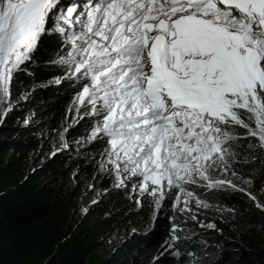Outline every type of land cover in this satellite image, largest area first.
Returning a JSON list of instances; mask_svg holds the SVG:
<instances>
[{"label":"snow or ice","instance_id":"obj_1","mask_svg":"<svg viewBox=\"0 0 264 264\" xmlns=\"http://www.w3.org/2000/svg\"><path fill=\"white\" fill-rule=\"evenodd\" d=\"M50 32L71 47L55 63L86 81L77 102L117 187L137 178L155 211L180 194L187 207L185 184L246 191L224 174L237 127L264 148V0H0V100Z\"/></svg>","mask_w":264,"mask_h":264},{"label":"trees","instance_id":"obj_2","mask_svg":"<svg viewBox=\"0 0 264 264\" xmlns=\"http://www.w3.org/2000/svg\"><path fill=\"white\" fill-rule=\"evenodd\" d=\"M70 50L49 33L32 61L14 73L11 100L24 78L39 126L26 124L14 109L0 129V264H233L228 258L216 260L215 252L221 244L242 249L238 242L246 244L245 236L224 224L223 235L200 226L167 196L155 211L151 196L115 188L102 174L108 145L103 137L88 139L97 118L77 102L86 81L67 78L66 66L55 63ZM237 134V159L229 163L241 179H250L245 130L238 127ZM59 136L75 151H60L49 142ZM72 179L83 183L84 194H75ZM202 184L184 187L199 201L230 212L239 225L259 224L237 191ZM92 186L101 189V201L83 205ZM174 225L179 239L164 251Z\"/></svg>","mask_w":264,"mask_h":264},{"label":"rangeland","instance_id":"obj_3","mask_svg":"<svg viewBox=\"0 0 264 264\" xmlns=\"http://www.w3.org/2000/svg\"><path fill=\"white\" fill-rule=\"evenodd\" d=\"M79 28L80 25H76L74 30L78 31ZM59 38L63 43L67 44L66 40L63 37L59 36ZM67 46L71 48L70 45L67 44ZM26 72L29 73L28 70L24 71V73ZM30 88L31 87L28 86V83L25 82V79L23 78V80L18 83V87L16 88V93L14 95V100L10 99L11 100L10 108L11 111H13L14 109L17 110L18 116H23L25 118L26 124H33V126L37 127L39 126V120L37 119V116L33 112H31V107H29V103H28L31 100L29 98V93H28L30 91L29 90ZM83 106H86V110H88L89 105L87 99L85 100ZM243 111L244 110H241L242 113ZM237 130L238 127L236 129V135L240 136L237 134ZM49 142H53L56 149L60 151H70V152L75 151V146L70 144L67 140H65L61 136L57 138L50 137ZM248 142L250 144H248ZM249 145H252V147H249ZM237 148L238 145L237 142H235L231 148V151L235 153L234 159H237V151H236ZM245 148L247 149V155L244 156V159L247 163H249L253 167V169L251 170V175H252L251 178L245 180L241 179L240 174L237 173L233 168H231L230 172L225 173L224 175H226L228 179L233 180V182L236 185H238L240 188H244L246 190L243 192L238 190H234V191H237L239 194H241L244 197L245 204L249 207V212H251L257 217L259 224L256 227H248L237 224L234 221V219L231 217L230 212L222 208L210 206L208 204L207 207H204L203 204L197 202V200L200 199L196 197V195L192 191H187V192H192L195 198L188 202L187 207H185L184 204L185 196L183 194H180L181 202L179 204V207L176 206V209L190 212L196 218L200 226L202 227L204 226L216 230L221 235L223 234L220 231V225L224 224V225H228V227L233 231H235L237 234L243 235L247 238L246 244L243 242L241 243L238 242L239 245H242V249H238V248L227 249L226 247H224L223 244L219 245L218 253L215 252L217 255L215 256L216 260L228 258L232 261L233 264H244V263L264 264V211L256 207V201H259L261 204H264V148L260 147L257 138L250 136L247 137V143ZM78 156L79 153H75L74 159H76ZM234 159H230V160H234ZM231 171L236 172L237 175L232 176ZM102 174L107 178V180H109L110 183L112 182L115 188L127 189L129 192L135 194L138 197L148 195L147 193L141 194V192L138 190L137 178L126 179L124 181L123 186L117 187L116 185L118 181L115 173L106 170ZM214 175L220 176L221 174L220 172H217L214 173ZM246 181H248L249 183H245ZM201 183L197 185H200ZM72 185L75 194L77 195L84 194L82 193L84 188L82 182H80L79 180L72 179ZM88 191H89V195L85 198V200H83V205L90 204L94 201L95 202L101 201L102 193L99 187L92 186L89 188ZM248 193H251L252 196H255L256 201L250 199ZM209 225H215V227H209ZM223 239H225V237H223Z\"/></svg>","mask_w":264,"mask_h":264},{"label":"bare ground","instance_id":"obj_4","mask_svg":"<svg viewBox=\"0 0 264 264\" xmlns=\"http://www.w3.org/2000/svg\"><path fill=\"white\" fill-rule=\"evenodd\" d=\"M61 2H63V0H61ZM11 94H12V90L10 89L9 96L6 99H4V100H0V103H1V106H0V120L4 116L3 113L5 112V110L9 109L10 102H11V100H10L11 99Z\"/></svg>","mask_w":264,"mask_h":264},{"label":"water","instance_id":"obj_5","mask_svg":"<svg viewBox=\"0 0 264 264\" xmlns=\"http://www.w3.org/2000/svg\"><path fill=\"white\" fill-rule=\"evenodd\" d=\"M13 81H14V75H13V78H12V80H11L10 89H11L12 86H13ZM9 109H10V110L7 111V114L11 111L10 106H9ZM7 114L4 115V116L2 117V119L0 120V129H1L2 125H3V123L5 122V119H6V117H7Z\"/></svg>","mask_w":264,"mask_h":264}]
</instances>
